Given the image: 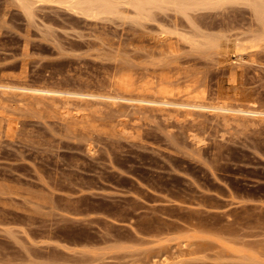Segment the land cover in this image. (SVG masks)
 <instances>
[{
  "label": "rangeland",
  "instance_id": "1",
  "mask_svg": "<svg viewBox=\"0 0 264 264\" xmlns=\"http://www.w3.org/2000/svg\"><path fill=\"white\" fill-rule=\"evenodd\" d=\"M12 1L0 84L231 110L0 88V264H264V16Z\"/></svg>",
  "mask_w": 264,
  "mask_h": 264
},
{
  "label": "bare ground",
  "instance_id": "2",
  "mask_svg": "<svg viewBox=\"0 0 264 264\" xmlns=\"http://www.w3.org/2000/svg\"><path fill=\"white\" fill-rule=\"evenodd\" d=\"M45 3H53L58 6H62L64 8H67V10L72 11L76 14H81L86 17L90 18H100V17H106V16H121L125 10L128 12V8L134 9L135 12H137L140 16V20H146L148 21V14L152 8H158L161 10V8H166L167 6L173 7L178 12H185L186 9L189 10L190 7L195 9L194 7L199 6H207V7H213V6H222L227 3H247L249 4L253 10L255 11V15H257L258 20L261 21V19L264 16V0H13L11 4L17 6L20 8V10L25 14V16L28 19H31L35 15V9H37V6H45ZM45 4V5H44ZM49 4V5H50ZM52 6V5H51ZM247 6V5H246ZM198 9V8H197ZM154 10V9H153ZM165 10V9H164ZM155 11V10H154ZM126 12V13H127ZM135 14V13H134ZM126 15V14H125ZM104 17V18H105ZM128 17V16H127ZM107 18V17H106ZM256 18V17H255ZM139 19V17L137 18ZM143 22V21H142ZM138 23H140L138 21ZM259 35V33H256ZM261 35V32H260ZM262 36V35H261ZM254 39V37H253ZM258 39V38H257ZM214 40V39H213ZM215 42V41H214ZM210 43V42H209ZM0 88L3 89H18L22 90L25 93H31L39 95H45V94H52V95H61L66 97V100L68 98H78L83 100L86 99V97L89 98H104V99H110L118 100V99H127L132 100L135 102L140 103H153V104H173L178 105L182 107H200V108H210V109H221V110H231L227 109L225 105L218 106V105H210L209 103H205L202 101H196L191 99H186L184 101H173L171 100V97L167 94H164L160 97H152L149 98L148 96L141 95L139 98H133L128 97H117L110 94H99V93H85V92H79V91H60V90H53V89H46V88H36V87H27V86H12V85H6V84H0ZM47 96V95H46ZM65 99V98H64ZM73 100V99H72ZM77 100V99H76ZM80 101V100H79ZM85 101H88L87 99ZM109 101V102H111ZM85 103V102H84ZM209 104V105H208ZM234 109H232L233 111ZM235 109L234 111H236ZM237 112H251L245 109H238ZM257 114V112H254ZM250 114V113H249ZM252 114V112H251ZM264 114L263 112H258V115ZM255 115V114H254ZM92 150V149H91Z\"/></svg>",
  "mask_w": 264,
  "mask_h": 264
}]
</instances>
